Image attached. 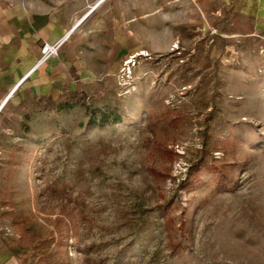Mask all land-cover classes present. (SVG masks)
Listing matches in <instances>:
<instances>
[{
  "label": "rangeland",
  "instance_id": "374dc122",
  "mask_svg": "<svg viewBox=\"0 0 264 264\" xmlns=\"http://www.w3.org/2000/svg\"><path fill=\"white\" fill-rule=\"evenodd\" d=\"M158 18L168 48L0 115V207L26 264H264V17L160 0Z\"/></svg>",
  "mask_w": 264,
  "mask_h": 264
},
{
  "label": "crops",
  "instance_id": "0c3cea01",
  "mask_svg": "<svg viewBox=\"0 0 264 264\" xmlns=\"http://www.w3.org/2000/svg\"><path fill=\"white\" fill-rule=\"evenodd\" d=\"M224 1L253 30L264 17V0ZM159 6L160 0H0V103L7 99L5 109L31 87L43 95L73 93L105 81L134 54L168 48ZM46 43H59L60 55L37 65ZM5 229L0 207V264H26Z\"/></svg>",
  "mask_w": 264,
  "mask_h": 264
},
{
  "label": "built area",
  "instance_id": "2783aa9c",
  "mask_svg": "<svg viewBox=\"0 0 264 264\" xmlns=\"http://www.w3.org/2000/svg\"><path fill=\"white\" fill-rule=\"evenodd\" d=\"M41 56H40V60L38 62L37 65H40L44 62H47L48 60L52 59V58H56L60 55V50H59V43L51 45V44H44L41 48V52H40ZM135 58L134 56H131L130 58H128L127 60H125V66H127L128 68L131 66H134L135 64ZM130 71V70H129ZM31 74V72H30ZM30 74H28L26 77H28ZM7 99L3 102L0 103V113L2 112V110L4 109L5 105H6Z\"/></svg>",
  "mask_w": 264,
  "mask_h": 264
},
{
  "label": "trees",
  "instance_id": "16d2710c",
  "mask_svg": "<svg viewBox=\"0 0 264 264\" xmlns=\"http://www.w3.org/2000/svg\"><path fill=\"white\" fill-rule=\"evenodd\" d=\"M109 118H110L109 116H104L103 119H102L101 125H104V124L108 123ZM117 119L119 120L120 118H117ZM95 124H96V122H92L90 125H95ZM201 164H202V161L198 162L197 164H195L194 166H192L189 169V172L187 174V179L186 180H188L191 177L193 172L198 171V169L200 168ZM75 234H76V238L79 237L78 236L79 235V229H75Z\"/></svg>",
  "mask_w": 264,
  "mask_h": 264
},
{
  "label": "bare ground",
  "instance_id": "6f19581e",
  "mask_svg": "<svg viewBox=\"0 0 264 264\" xmlns=\"http://www.w3.org/2000/svg\"><path fill=\"white\" fill-rule=\"evenodd\" d=\"M140 55H143V53H140Z\"/></svg>",
  "mask_w": 264,
  "mask_h": 264
}]
</instances>
